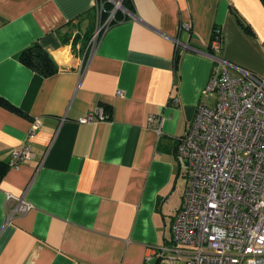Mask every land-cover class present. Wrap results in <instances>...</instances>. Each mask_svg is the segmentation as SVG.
Masks as SVG:
<instances>
[{"label":"crops","instance_id":"obj_1","mask_svg":"<svg viewBox=\"0 0 264 264\" xmlns=\"http://www.w3.org/2000/svg\"><path fill=\"white\" fill-rule=\"evenodd\" d=\"M94 2L0 0V95L25 111L0 105V264H184L160 252L185 186L176 140L208 101L213 31L219 56L264 73L263 0H128L85 55V38L66 28ZM33 42L56 73L35 79L19 60ZM98 106L107 119L79 121ZM22 144L31 154L9 167ZM8 193L33 207L10 215Z\"/></svg>","mask_w":264,"mask_h":264},{"label":"built area","instance_id":"obj_2","mask_svg":"<svg viewBox=\"0 0 264 264\" xmlns=\"http://www.w3.org/2000/svg\"><path fill=\"white\" fill-rule=\"evenodd\" d=\"M112 1L116 7L109 11L104 0L94 2L97 13H107L87 41L90 51L115 21L121 0ZM122 11L127 12L124 7ZM181 28L189 30L191 24L182 22ZM210 48L214 64L203 89L208 101L198 104L176 140V154L185 164V186L172 222L171 244L162 248L160 257L184 264H264V73L219 56L218 29ZM105 119L98 106L79 121ZM148 122L161 124L153 115ZM40 126V117L34 118L29 135ZM30 154L27 144L13 148L8 166L18 167ZM7 205L10 215L33 207L11 193Z\"/></svg>","mask_w":264,"mask_h":264},{"label":"trees","instance_id":"obj_3","mask_svg":"<svg viewBox=\"0 0 264 264\" xmlns=\"http://www.w3.org/2000/svg\"><path fill=\"white\" fill-rule=\"evenodd\" d=\"M264 2V0H263ZM106 11H109L111 8V3L107 2ZM122 5L126 9H130L128 0H122ZM107 12H105L106 15ZM126 15L121 13V11H116L115 14V23L122 18H125ZM244 30L248 33H252V29L249 25H243ZM19 60L28 66L34 72L35 79H42L44 77L50 76L56 73L59 70L58 64L55 62L53 57L49 52L44 49L38 42H33L26 48H24L19 54ZM178 57L175 58V65L177 64ZM0 105L5 106L11 110H15L19 113L25 114L24 110L14 107L10 104L5 98L0 95ZM7 170V164L0 160V178Z\"/></svg>","mask_w":264,"mask_h":264},{"label":"rangeland","instance_id":"obj_4","mask_svg":"<svg viewBox=\"0 0 264 264\" xmlns=\"http://www.w3.org/2000/svg\"><path fill=\"white\" fill-rule=\"evenodd\" d=\"M106 3L109 2L111 3V10L115 9L116 4L112 1V0H104ZM104 4V7L107 8V4ZM123 9V5H122V0H121V5L118 6V8H116V11H122ZM106 18V15L103 11V13H97L96 9H93L91 15L86 19V17L84 19H86V21H84L82 24L78 25V27L75 26V24L71 23L70 25L67 26V33L70 34L71 39L75 38V37H79L81 39H84V47L90 37V35L92 34L95 26L97 25V23L100 20H104ZM82 20V18H81ZM78 22V21H77ZM76 39V38H75ZM82 51V49H81ZM90 51V48L87 46V50L85 55H87Z\"/></svg>","mask_w":264,"mask_h":264}]
</instances>
